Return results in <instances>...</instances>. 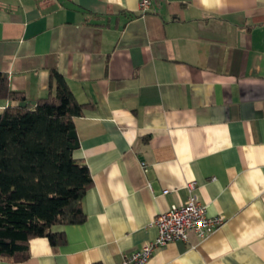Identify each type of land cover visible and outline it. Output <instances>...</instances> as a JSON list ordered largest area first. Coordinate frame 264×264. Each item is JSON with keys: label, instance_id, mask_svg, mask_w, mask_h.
<instances>
[{"label": "crops", "instance_id": "0c3cea01", "mask_svg": "<svg viewBox=\"0 0 264 264\" xmlns=\"http://www.w3.org/2000/svg\"><path fill=\"white\" fill-rule=\"evenodd\" d=\"M85 105L73 158L92 185L65 243L0 264H116L189 196L225 221L146 264H264V0H0V73L30 101L50 70ZM15 102L0 101V108ZM167 190L166 193L163 191Z\"/></svg>", "mask_w": 264, "mask_h": 264}, {"label": "trees", "instance_id": "16d2710c", "mask_svg": "<svg viewBox=\"0 0 264 264\" xmlns=\"http://www.w3.org/2000/svg\"><path fill=\"white\" fill-rule=\"evenodd\" d=\"M50 92L32 103L0 73V261L29 258V241L48 239L56 249L65 234L54 226L80 224L82 200L92 185L88 167L73 158V120L83 114L66 79L50 70Z\"/></svg>", "mask_w": 264, "mask_h": 264}, {"label": "built area", "instance_id": "2783aa9c", "mask_svg": "<svg viewBox=\"0 0 264 264\" xmlns=\"http://www.w3.org/2000/svg\"><path fill=\"white\" fill-rule=\"evenodd\" d=\"M156 0H138L140 13H146ZM188 198L180 204H171L167 210L158 213L149 223V228L156 229V235L145 241L138 249L122 253L116 264H146L155 250L168 243L185 242L189 232L202 238L211 233L225 221L223 215L211 217L206 206L194 193L195 183L187 184ZM167 190L163 191L166 193Z\"/></svg>", "mask_w": 264, "mask_h": 264}, {"label": "water", "instance_id": "95a60500", "mask_svg": "<svg viewBox=\"0 0 264 264\" xmlns=\"http://www.w3.org/2000/svg\"><path fill=\"white\" fill-rule=\"evenodd\" d=\"M32 102H33V101L27 100V101L19 102V105H20V106H25V105H27L28 103H32ZM69 136H70L71 139H73V143L69 144L70 148H71V149H75V148H77L78 143H77V140H76V136H75L74 131H72V132L69 134Z\"/></svg>", "mask_w": 264, "mask_h": 264}]
</instances>
